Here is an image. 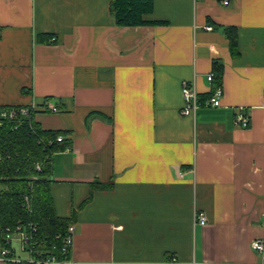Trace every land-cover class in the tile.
<instances>
[{"label":"crops","instance_id":"1","mask_svg":"<svg viewBox=\"0 0 264 264\" xmlns=\"http://www.w3.org/2000/svg\"><path fill=\"white\" fill-rule=\"evenodd\" d=\"M111 1L0 0V107L35 104L71 142L51 178L68 264H264V0H154L146 18L168 24L142 26L116 25ZM215 60L221 106L183 115V84L209 94Z\"/></svg>","mask_w":264,"mask_h":264},{"label":"trees","instance_id":"2","mask_svg":"<svg viewBox=\"0 0 264 264\" xmlns=\"http://www.w3.org/2000/svg\"><path fill=\"white\" fill-rule=\"evenodd\" d=\"M154 12V0H112L111 13L118 26L164 25L167 21L150 20L146 17ZM230 40L234 57L239 55L238 29L224 28ZM50 35H39L44 43L54 42ZM215 86H223L224 63L215 60ZM212 91L201 96L206 101ZM23 106H3L2 111H19L15 118L0 115V234L3 239L7 227H14L20 221L35 222L39 226L40 248L60 245L57 235H65L73 219L57 214L51 193L53 158L55 153L71 145L69 139L59 142L62 131L46 130L35 120L37 111L29 116L22 115ZM40 166V169L37 166ZM111 186V184L109 185ZM94 187L105 188L96 182ZM25 196L32 201V211L24 205Z\"/></svg>","mask_w":264,"mask_h":264},{"label":"built area","instance_id":"3","mask_svg":"<svg viewBox=\"0 0 264 264\" xmlns=\"http://www.w3.org/2000/svg\"><path fill=\"white\" fill-rule=\"evenodd\" d=\"M224 5H229L231 0H220ZM211 29V27H208ZM215 73L208 74L207 79L214 84L212 94L206 101H202L200 94L196 88L185 82L183 84L184 105L181 109L183 115L195 116L199 108L203 105L210 107H219L222 104L224 91L222 86H215ZM39 106L33 104L23 106L20 113L25 116L32 114V111L39 110ZM42 108L46 111L59 112L60 108L47 102ZM1 117L15 118L19 115V111L12 109L11 111L4 110L1 112ZM236 121L243 127H248L250 119L245 113H239ZM66 137L60 135L57 140L63 141ZM40 169V166H37ZM24 205L32 211V201L29 196H25ZM195 223L205 225L207 223V216L204 211H196ZM75 225L70 224L65 235L59 234L57 238L61 241L60 245H55L52 248H40L39 241V226L35 222H19L14 227H7L4 231L3 239L0 234V260L6 264H68L70 262V255L75 243ZM17 240L22 245V250L29 254L28 259H23L17 255L16 248L13 242ZM253 248L264 256V238H259L253 241ZM194 264H212V263H197ZM217 264V263H213ZM224 264V263H218Z\"/></svg>","mask_w":264,"mask_h":264},{"label":"rangeland","instance_id":"4","mask_svg":"<svg viewBox=\"0 0 264 264\" xmlns=\"http://www.w3.org/2000/svg\"><path fill=\"white\" fill-rule=\"evenodd\" d=\"M13 244H14V247H16V252L18 256H20L23 259L29 258V254L22 250V245L19 241L15 240Z\"/></svg>","mask_w":264,"mask_h":264}]
</instances>
